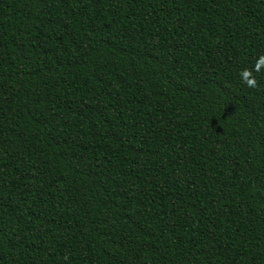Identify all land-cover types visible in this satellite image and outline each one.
Segmentation results:
<instances>
[{
    "label": "trees",
    "instance_id": "16d2710c",
    "mask_svg": "<svg viewBox=\"0 0 264 264\" xmlns=\"http://www.w3.org/2000/svg\"><path fill=\"white\" fill-rule=\"evenodd\" d=\"M0 264H264V0H0Z\"/></svg>",
    "mask_w": 264,
    "mask_h": 264
}]
</instances>
